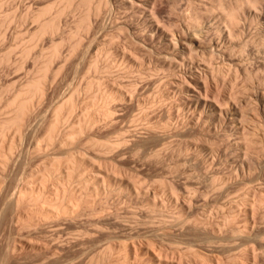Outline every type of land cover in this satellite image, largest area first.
<instances>
[{"label": "rangeland", "instance_id": "obj_1", "mask_svg": "<svg viewBox=\"0 0 264 264\" xmlns=\"http://www.w3.org/2000/svg\"><path fill=\"white\" fill-rule=\"evenodd\" d=\"M125 1L0 0V264H264V0H150L146 11ZM152 22L167 40L152 39ZM173 32L194 46L174 47ZM25 87L27 102L40 87L38 104L15 123ZM79 111L102 122L90 129ZM17 135L23 143L5 163ZM17 187L39 199L14 208ZM67 201L71 214L54 212Z\"/></svg>", "mask_w": 264, "mask_h": 264}, {"label": "bare ground", "instance_id": "obj_2", "mask_svg": "<svg viewBox=\"0 0 264 264\" xmlns=\"http://www.w3.org/2000/svg\"><path fill=\"white\" fill-rule=\"evenodd\" d=\"M127 1H128V2L130 1V3H131V2L133 3V1H138V2L140 3L139 6L143 7L145 11L148 10V7L150 6V5H149L150 0H132V1H131V0H127ZM127 1H125V2H127ZM151 1H152V0H151ZM105 2H106V1H105ZM138 2H136V4L134 3V5H133V4H130V6H131V5L136 6V5L138 4ZM126 5H127V4H126ZM137 6H138V5H137ZM139 6H138V7H139ZM151 6H152V4H151ZM151 6H150V7H151ZM126 7H128V6H126ZM141 7H140V8H141ZM134 9H135V8H134ZM150 9H151V8H149V10H150ZM59 10H60V9H59ZM144 10H143V12H144ZM136 11H137V9H136ZM252 11H253V10H252ZM255 11H257V10L255 9ZM57 12H58V11H57ZM60 12L63 13V11H60ZM131 12H132V11H131ZM131 12H130V13H131ZM137 12H138V11H137ZM253 12H254V11H253ZM62 13H60V14H62ZM251 13H252V12H251ZM147 14H148V13H147ZM149 14H150V13H149ZM56 15H58V13H57ZM90 15H91V16H87V18H88L89 20L92 19V18H91V17H92V14H90ZM95 15H96V14H95ZM108 15H109V13H108ZM111 15H112V14H111ZM134 15H135V13H134ZM141 15H144V14H141ZM145 15H146V14H145ZM153 15L156 16V14H154V13H152V14L149 15V16H150L151 18H154ZM255 15H256V14H255ZM255 15H253V16H255ZM93 16H94V15H93ZM137 16H139V15L137 14ZM137 16H136V17H137ZM110 17L112 18V16H110ZM132 17H133V16H132ZM143 17H144V16H143ZM148 18H149V17H148ZM151 18H150V19H151ZM54 19H55V18H54ZM112 19H113V18H112ZM144 19H146V17H145ZM142 20H143V19H142ZM157 20L159 21V19H157ZM57 21H58V20H57ZM95 21H96V20H95ZM114 21H115V20H114ZM147 21H148V20H147ZM150 22H151V21H150ZM137 23H138V22H137ZM230 23H231V25L236 26V25L238 24V19H237V17H236V16L231 17V18H230ZM90 24H91V23H90ZM90 24H89V25H90ZM144 25H145V24H144ZM51 26H52V25H51ZM51 26H50V27H51ZM90 26H91V25H90ZM146 26H148V25L146 24ZM262 26H263V24H262ZM262 26H261V27H262ZM41 28H42L43 31H44V29L46 28V24H43V25L41 26ZM53 28H54V29H58V26L54 24V25H53ZM234 28H235V27H234ZM146 29H147V28H146ZM262 29H263V28H262ZM47 30H49V28H48ZM141 30H142V29H141ZM183 30H184V29H183ZM202 30H203V29H201V31H202ZM56 31H57V30H56ZM145 31H146V30H145ZM148 31H149V34L152 36V39H153L155 36H158V37H161V38H162V37H165V39H166L167 34L162 30V28H161L158 24H155V23L152 22V24H150V25L148 26ZM167 31H168V30H167ZM186 31H187V30H186ZM186 31H185V34L187 33ZM230 31L233 32L232 30H230ZM230 31H229V32H230ZM199 32H200V31H199ZM204 32H205V31H204ZM263 32H264V30H263ZM140 33H141V32H140ZM140 33H139V35H140ZM142 33H143V32H142ZM142 33H141V34H142ZM173 33H174V32H173ZM197 33H198V32H197V30H196V31L194 32V34H191V36H189V40H190L192 43H195V44L198 43V39L200 38V35H201V34L198 33V35H197ZM228 34H229V33H228ZM231 34H232V33H231ZM262 34H263V33L261 32V35H262ZM174 35H175V33L172 34V36H173V40H174V41L168 40V42L170 41L171 44H172L174 47H179V48L181 47V50H182V48L185 47L184 45L188 44L187 41H189V40H187V41L185 40V37L188 36V35H186V36H185V35H181V36H180L179 38H177L176 40H175L174 38H175V36H177V35H175V36H174ZM233 35H234V34H233ZM148 36H149V35H148ZM153 36H154V37H153ZM203 36H204V35H203ZM143 37H144V35H143ZM146 37H147V35H146L144 38H146ZM231 37H232V36H231ZM203 38H204V37H203ZM206 38H207V37H206ZM171 39H172V38H171ZM222 39H223V37H222ZM148 40H149V39H148ZM157 40H158V39H157ZM161 40H162V39H161ZM166 40H167V39H166ZM201 40H202V38H201ZM233 40H234V39H233ZM262 40H263V39H262ZM162 41H163V40H162ZM225 41H226V40H225ZM156 42H157V41H155V43H156ZM158 42H160V41H158ZM158 42H157L156 44H158ZM168 42L166 41L165 44H168ZM200 42H201V41H200ZM263 42H264V41H263ZM263 42H262V43H263ZM192 43H191V44H192ZM201 43H202V42H201ZM212 43H213V42H212ZM231 43H232V42H231ZM153 44H154V43L152 42V45H153ZM161 44H162V43H161ZM161 44H160V45H161ZM163 44H164V43H163ZM165 44H164V45H165ZM189 44H190V43H189ZM189 44H188V45H189ZM191 44H190V46H191ZM202 44H203V43H202ZM216 44H217V42H216ZM220 44H221V42H220ZM214 45H215V44H214ZM228 45H229V44H228ZM230 45H231V44H230ZM166 46H167V45H166ZM192 46H194V44H192ZM197 46H198V45H197ZM215 46H216V45H215ZM217 46H219V45H217ZM186 47H187V45H186ZM171 48H172V47H171ZM219 48H220V47H219ZM219 48H218V49H219ZM226 48H227V47H226ZM230 48H231V47H230ZM174 49H175V48H174ZM115 50H116V49H115ZM119 50H120V49H119ZM179 50H180V49H179ZM185 50H187V49H185ZM185 50H183V51H185ZM258 50H259V49H258ZM120 51H121V50H120ZM163 51H164V50H163ZM177 51H178V50H177ZM124 52H125V51H124ZM169 52H170V51H169ZM169 52H168V53H169ZM180 52H181V51H180ZM175 53H176V52H175ZM182 53H183V52H182ZM258 53H259V51H258ZM150 54H151V53H150ZM158 54H159V53H158ZM171 54H173V53H171ZM184 54H186V53H184ZM184 54H183V55H184ZM263 54H264V53H263ZM164 55L166 56V53H165ZM176 55H177V54H176ZM176 55H175V56H176ZM180 55H181V53H180ZM183 55H182V56H183ZM167 56H168V54H167ZM170 56H172V55H170ZM179 57H180V56H179ZM126 58H127V57H126ZM133 58H134V57H133ZM165 58H166V57H165ZM171 58H172V59H170V60H171V61H174L175 64H176L178 67L180 66V68H181L182 66H184V65H182V62H183V61H182V62H181V61H178L177 58L174 60V55H173V57H171ZM181 58H183V57H181ZM136 59H137V58H136ZM158 59H159V58H158ZM125 60H126V59H125ZM163 60H165V59H163ZM165 61H167V60H165ZM165 61H164V62H165ZM237 61H238V60H237ZM164 62H163V63H164ZM184 62H185V61H184ZM125 63H126V62H125ZM141 63H142V62H140V63H136V64L140 67V66L142 65ZM170 63H171V62H170ZM129 64H130V63H129ZM236 64H237V63H236ZM240 64H242L241 61H240ZM144 65H145V64H144ZM170 65H171V64H170ZM208 65H209V64H208ZM133 66H134V65H133ZM166 66H167V65H166ZM166 66H165V67H166ZM171 66H172V65H171ZM185 66H186V65H185ZM185 66H184V67H185ZM239 66H240V65H239ZM136 67H137V66H136ZM145 67H146V66H145ZM206 67H207V66H206ZM208 67H209V66H208ZM132 68H133V67H132ZM134 68H135V67H134ZM140 68H141V67H140ZM140 68H139V69H140ZM143 68H144V67H143ZM160 68H161V67H160ZM162 68H163V67H162ZM192 68H194V67H192ZM156 69H157V67H156ZM165 69H167V68H165ZM170 69H171V68H170ZM194 69H195V68H194ZM194 69H190V70H194ZM209 69H210V68H209ZM209 69H208V71H209ZM214 69H216V68H212V67H211V69H210L211 72H210V73L214 72V71H215ZM130 70H131V69H130ZM141 70H142V69H141ZM141 70H140V71H141ZM143 70H144V69H143ZM158 70H159V69H158ZM180 70H181V69H180ZM140 71H139V72H140ZM146 71H147V70H146ZM160 71H162V70L160 69ZM163 71H164V68H163ZM166 71H167V70H166ZM181 71H182V70H181ZM195 71H196V70H195ZM204 71H205V70H204ZM208 71H207V72H208ZM143 72H144V74L146 75V72H145V71H143ZM149 72H150V71H149ZM157 72H158V71H157ZM178 72H179V71H178ZM178 72H177V73H178ZM189 72H190V71H189ZM207 72H206L205 76L203 75L204 73L202 74L204 77L200 74V75L202 76V79H199L200 76H199V78H198L200 81H202V80L204 79V83H203V85H205V86H207V84H209L208 82H209V79H210V75H212V74H209V73H207ZM185 73H186V70H185ZM139 74H142V73H139ZM147 74H148V73H147ZM178 74H179V73H178ZM187 74H188V73H187ZM189 74H190V73H189ZM192 74L194 75V73H192ZM197 74H198V73H197ZM163 75H164V74H163ZM179 75H180V74H179ZM179 75H178V76L176 75V76H177V77H176L177 79H179V78H178ZM181 75H182V73H181ZM181 75H180V76H181ZM183 75H184V74H183ZM183 75H182L181 77H183ZM195 75H196V72H195ZM195 75H194V76H195ZM146 76H147V75H146ZM170 76H171V75H170ZM174 76H175V75H174ZM184 76H186V74H185ZM160 77H161V76H160ZM181 77H180V78H181ZM187 77H188V76H187ZM192 77H193V76H192ZM197 77H198V76H196L195 79H196ZM165 78L167 79V77H165ZM170 78H172V77H170ZM174 78H175V77H174ZM189 78H190V77H189ZM161 79H162V78H161ZM177 79H176V80H177ZM183 79H185V81H184ZM183 79L181 78V81L183 80V82L187 83V82H186V79H187V78H183ZM179 80H180V79H179ZM188 80H189V79H187V81H188ZM196 80H197V79H196ZM92 81H93V80H92ZM160 81H161V80H160ZM164 81H165V80H164ZM171 81H172V80H171ZM171 81H168V82H170V84H171ZM192 81H193V80H192ZM194 81H195V80H194ZM38 82H39V81H38ZM172 82H173V81H172ZM195 82H196V81H195ZM29 83H30V82H29ZM92 83H93V82H92ZM173 83H174V82H173ZM181 83H182V82H181ZM181 83H180V84H181ZM167 84H168V83H167ZM174 84H175V86H176V85L179 84V82H178V84H176V83H174ZM174 84H173V86H174ZM160 85H161V84H160ZM186 85H187V84H186ZM196 85H198V82H196ZM38 86H39V85H38ZM90 86H91V85H90ZM198 86H199V85H198ZM23 87H24V86H23ZM180 87H181V85H180ZM208 87H209V86H208ZM39 88H40V87H39ZM39 88H37L36 90H33V91H36V93H35V94H32V96H31L30 100H28V102H27V100H25V99H26V98H25V94L27 93V92H26V87H25V89H22V90L20 91V93L17 95V97L15 98V100H13L14 102L12 103V105L14 106V108L16 107L15 109H18L17 112L20 110V114H21V115H19L18 113L15 114V117H14V118H13V117L11 118V120H12L13 122L16 123V122H18L20 119H21V120H24L23 118H25V115H27V113H28V112L30 111V109L33 107L34 103H35V102L37 103V101H38L37 99H39ZM167 88H168V87H167ZM176 88H178V86H176ZM199 88H200V87H199ZM27 89H28V88H27ZM41 89H42V88H41ZM162 89H163V88H162ZM173 89H174V88H173ZM179 89H180V88H179ZM209 89H210V88H208L207 90H209ZM42 90H43V89H42ZM44 91H45V90H44ZM44 91H43V92H44ZM170 91H172V90H170ZM173 91H174V90H173ZM178 91H179V90H178ZM180 91H181V90H180ZM257 91H258V90H257ZM28 92H29V91H28ZM40 92H41V91H40ZM255 92H256V91H255ZM259 92H261V91H259ZM259 92H257V95H256L257 98H256V100H257V102H258V105H261L262 107H264V94H262V93L259 94ZM262 92H263V91H262ZM29 93H30V92H29ZM107 94H108V93H107ZM163 94H164V93H163ZM178 94H179V92H178ZM41 95H42V92L40 93V97H41ZM97 95H98V94H97ZM101 95H102V94H101ZM104 95H105V93L103 94V97H104L105 100H111L112 102H113V100L115 101V99H119V98H116V97L113 96V95H111V96H110V95H106V96H104ZM166 95H167V94H166ZM168 95H169V94H168ZM168 95H167V96H168ZM164 96H165V95H164ZM167 96H166V97H167ZM251 96H252V95H251ZM29 97H30V96H29ZM92 97H93V96H92ZM100 97H102V96H100ZM122 97H123V96H122ZM169 97H170V96H169ZM175 97H176V96H175ZM254 97H255V96H254ZM97 98H99V97H97ZM27 99H28V98H27ZM35 99H36V100H35ZM90 99H91V98H90ZM158 99H159V98H158ZM247 99H248V98H247ZM250 99H251V97H250ZM253 99H255V98H253ZM253 99H252V102H254ZM165 100H166V99H165ZM167 100H168V99H167ZM256 100H255V101H256ZM34 101H35V102H34ZM39 101H40V100H39ZM96 101H97V100H96ZM112 102H111V103H112ZM158 102H159V101H158ZM161 102H163V101H161ZM248 102H249V103H248ZM252 102H250V100H247L248 106H251V105H253V104L256 103V102H255V103L251 104ZM96 103H97V102H96ZM101 103H102V102H101ZM106 103H107V102H106ZM156 103H157V102H156ZM199 103H200V102H199ZM24 104H25V105H24ZM26 104H27V105H26ZM37 104H38V103H37ZM37 104H36V105H37ZM74 104H76V103H74ZM74 104H73V105H74ZM93 104H95V103H93ZM103 104H104V103H103ZM103 104H102V105H103ZM64 105H65V104H64ZM104 105H105V110L103 111V112H104V113H103L104 116L107 117V118H108V117H112L111 115L114 114V113L112 112L113 110L111 109L112 107H111V108L109 107V105H110L109 103L104 104ZM236 105H237V104H236ZM34 106H35V105H34ZM85 106H86V105H85ZM204 106L207 107V109L211 107L210 104H209L207 101L204 102ZM204 106H203V107H204ZM253 106H254V105H253ZM261 106H260V107H261ZM10 107H11V106H10ZM58 107H59V106H58ZM58 107H57V110H55V112L59 111L60 108H58ZM69 107H70V106H69ZM77 107H78V106H77ZM77 107H76V108H77ZM82 107L84 108V110H80V109H79V110L83 112V111L86 110V108H85L83 105H82ZM82 107H81V109H83ZM94 107H96V106H94ZM101 107H102V106H101ZM198 107H199V106H198ZM236 107H237V106H236ZM257 107H259V106H257ZM33 108H34V107H33ZM33 108H32V109H33ZM67 108H68V107H67ZM73 108H75V106H74ZM78 108H79V107H78ZM78 108H77V109H78ZM177 108H179V107H177ZM181 108H182V107H181ZM32 109H31V110H32ZM55 109H56V108H55ZM69 109H70V108H69ZM71 109H72V108H71ZM100 109H101V108H100ZM204 109H205V108H204ZM254 109H255V106H254ZM256 109H258V108H256ZM73 110H75V109H73ZM258 110H259V109H258ZM21 111H22V113H21ZM69 111H72V110H69ZM80 111L78 112V114H81V116H80V115L76 116L77 114H75V116L77 117V121L80 122L81 120L84 119L85 122H83V123H86L87 127H88L89 125H92V124L94 125V123H96V122H98L100 119H102V118H98L99 116L96 117V115H94V113H93V114H90L89 112H86V113L84 112V114H82V112L80 113ZM182 111H183V110H182ZM207 111H208V110H207ZM256 111H257V110H256ZM259 111H260V110H259ZM62 112H63V111H62ZM72 112H73V111H72ZM75 112L77 113V110H76ZM226 112H227V111H226ZM226 112H225V114H227V113L229 114V111H228L227 113H226ZM67 113H68V112H67ZM212 113H213V111H212ZM57 114H58V113H57ZM59 115H61V114L59 113ZM220 115H221V114H220ZM229 115H230V114H229ZM55 116H58V115L55 114ZM100 116H101V115H100ZM102 116H103V115H102ZM221 116H222V115H221ZM221 116H219V120H220V117H221ZM223 117H225V116L223 115ZM255 117H256V116H255ZM257 117H258V116H257ZM26 118H27V117H26ZM60 118H61V117H60ZM142 118H143V117H141V119H142ZM232 118H233V117H232ZM232 118H231V119H232ZM234 118H235V117H234ZM234 118H233V120H235ZM55 119H56V118H55ZM146 119H147V118H146ZM236 119H237V118H236ZM60 120H62V119H60ZM65 120H66V119H65ZM84 120H83V121H84ZM144 120H145V119H144ZM144 120H143V121H144ZM223 120H224V119H223ZM225 120H226V119H225ZM225 120H224V121H225ZM227 120L229 121V119H227ZM227 120H226V122H227ZM259 120H260V119H259ZM58 121H59V120H58ZM74 121H75V120H74ZM77 121H76V122H77ZM100 121H101V120H100ZM100 121H99V122H100ZM103 121H104V120H103ZM106 121H107V120H106ZM145 121H146V120H145ZM145 121H144V123H145ZM147 121H148V120H147ZM230 121H232V120H230ZM235 121H237V120H235ZM0 122H3V121H0ZM6 122H8V121H6ZM20 122H21V121H20ZM76 122H75L74 125H76ZM99 122H98V123H99ZM101 122H102V121H101ZM219 122H220V121H219ZM254 122H255V120H254ZM256 122L259 123V121H256ZM8 123H9V122H8ZM22 123H23V122H22ZM25 123H26V122H25ZM25 123H23V125H24ZM57 123H58V122H57ZM151 123H153V122H151ZM151 123H150V120H149V122H147V124H149V126H152V125H153V124H151ZM221 123H222V121H221ZM223 123H224V122H223ZM236 123H237V122H236ZM10 124H12V123L10 122ZM53 124H54V123H53ZM78 124H79V123H77V125H78ZM147 124H146L145 126H147ZM227 124H228V123H227ZM254 124H255V123H254ZM19 125H20V124H19ZM23 125L19 126V130H20V131H18V132L21 133V131L23 130V129H22V126H23ZM157 125H158V124H157ZM223 125H224V124H223ZM233 125H234V124H233ZM238 125H240V124H238ZM258 125H259V124H258ZM258 125L256 124V127H254V128H257ZM16 126H18V125H16ZM81 126H83V125H81ZM154 126H155V123H154ZM79 127H80V126H79ZM79 127H78V128H79ZM83 127H84V126H83ZM87 127H86V128H87ZM90 127H91V126H90ZM90 127H88V128H90ZM152 127H153V126H152ZM220 127H221V126H220ZM228 127H229V126H228ZM16 128H17V127H16ZM52 128H53V127H52ZM56 128H57V130L61 129V128H58V127H56ZM56 128H55V129H56ZM81 128H82V127H81ZM156 128H158V127H156ZM156 128H155V129H156ZM225 128H226V127H225ZM76 129H77V128H76ZM90 129H91V128H90ZM152 129H153V128H152ZM155 129H153V130H155ZM234 129H235V128H234ZM240 129H241V128H240ZM242 129H243V127H242ZM57 130H55V131L58 132ZM74 130H75V129H74ZM245 130H246V128H245ZM253 130H256V129H253ZM72 131H73V130H72ZM80 131H81V129L79 128L78 130H75V132H73V133L71 132L72 134H70V133H68V132H67V133H64V132H63V133H64V134H63V133H62V130H61L60 132H61L62 134L59 135V141H58V140H57V141H58V143L60 142L61 144H62V143H67V141L70 139V137L75 136V134H77V133L79 134ZM233 131H234V130H233ZM239 131H240V130H239ZM243 131H244V130H243ZM7 132H8V131H7ZM7 132H6V133H7ZM50 132H51V131H50ZM82 132H84V131L82 130ZM6 133H5V134H6ZM16 133H17V132H16ZM16 133H15V134H16ZM22 133H24V132L22 131ZM57 134H58V133H57ZM81 134H83V133H81ZM49 135H50V134H49ZM3 136H4V135H3ZM5 136H7V135H5ZM17 136H18V135H17ZM22 136H23V134H22ZM165 136H166V135H164V136H162V137L165 138ZM50 137H51V136H50ZM5 138H7V137H5ZM14 138H16V137H14ZM21 138H22L21 135H19L18 138H17L16 140L10 141V142H12L11 145L8 144V145H9L8 150H7L8 153H7V154L5 153L6 155L3 153V154L6 156V157H5L6 159L4 158V159H5V163H8V162L10 163V160H12V159H10V158L13 157V156H12L13 150L18 149V148H16V147H19V145H21L20 143H23V142H21V141H23ZM54 138H55V137H54ZM54 138H53V139H54ZM2 139H3V138H2ZM51 139H52V138H51ZM51 139H50V140H51ZM56 139H58V138H56ZM56 139H54V140H56ZM6 140H8V138H7ZM52 141H53V140H52ZM71 141H73V139H72ZM8 143H9V142H8ZM60 143H59V144H60ZM238 143H239V142H238ZM113 144H115V143H113ZM104 145H105V144H104ZM109 145H110V144H109ZM236 146H237V145H236ZM104 147H105V146H104ZM114 147H115V146H114ZM15 148H16V149H15ZM234 148H235V147H234ZM4 149H5V148H4ZM108 149H109V148H108ZM241 150H242V149H241ZM16 151H17V150H16ZM244 151H245V150H244ZM159 152H160V151H159ZM159 152H156V153H158V155H159ZM235 152H236V151H235ZM15 153H16V152H15ZM244 154H245V153H244ZM248 154H250V153H248ZM248 154H247V155H248ZM14 155H15V154H14ZM238 155H239V154H238ZM245 155H246V154H245ZM245 155H244V156H245ZM1 156H2V155H1ZM156 156H157V155H156ZM244 156H243V157H244ZM248 156H249V155H248ZM161 157H162V156H161ZM243 157H239V159H240V158H243ZM245 157H246V159H248L247 156H245ZM80 158H81V157H80ZM236 158H237V156H236ZM13 159H14V157H13ZM73 159H74V158H73ZM81 159H82V158H81ZM84 159H85V158H84ZM233 159H234V158H233ZM71 160H72V159H71ZM75 160H76V158H75ZM75 160H74V161H75ZM85 160H86V159H85ZM236 160H237V159H236ZM68 161H69V160H68ZM68 161H67V162H68ZM232 161H233V160H232ZM70 162H71V161H70ZM80 162H81V161H80ZM240 162H242L244 165L249 166L250 163H251L252 161L250 162V161H248V160H243V159H242V161H240ZM3 163H4V162H3ZM3 163H1V164H3ZM75 163H76V162H75ZM84 163H85V162H84ZM231 163H232V162H231ZM235 163H236V162H235ZM235 163H234V164H235ZM73 164H74V163H73ZM76 164H77V163H76ZM76 164H74V165L76 166ZM239 164H240V163H239ZM58 165H59V164H58ZM58 165H57V166H58ZM63 165H64V164H63ZM69 165H71V164H69ZM8 166H9V165H8ZM66 166H67V165H66ZM252 166H254L253 162H252ZM1 167H2V166H1ZM53 167H54V166H53ZM61 167H63V166H61ZM250 167H251V166H249V168H250ZM65 168H68V167H64V169H65ZM70 168H71V167H70ZM70 168H68V169H70ZM81 168H82V167H81ZM243 168H245V167H243ZM3 169H5V168H3ZM64 169H63V170H64ZM77 169H78V168H77ZM100 169H101V168H100ZM6 170H7V168H6ZM49 170H50V169H49ZM49 170H48V171H49ZM60 170H61V169H60ZM60 170H59V171H60ZM75 170H76V167L73 166L72 171H75ZM59 171H58V172H59ZM65 171L68 172V173L66 174V177H65V178H67V181H72V179L75 178V177H73V178L71 179V177L73 176V172L71 171V169H70L71 172H69V171H67V170H65ZM78 171H79V170H78ZM58 172H57V173H58ZM66 172H64V174H65ZM8 173H9V172H8ZM48 173H49V172H48ZM107 173H108V172H107ZM50 174H51V173H50ZM54 174H55V172H54ZM60 174H62V173L60 172L58 175H60ZM98 174H100V173H98ZM52 175H53V172H52ZM77 175H78V174H77ZM79 175H80V174H79ZM96 175H97V174H96ZM100 175H101V174H100ZM109 175H110V174H109ZM112 175H113V174H112ZM117 175H118V174H117ZM117 175L115 174L114 179L117 178ZM45 176H46V175L44 174V177H45ZM55 176L57 177V174H55ZM55 176H54V177H55ZM60 176H61V175H60ZM80 176H81V175H80ZM80 176H79V178H80ZM97 176H98V175H97ZM97 176H96V177H97ZM113 176H114V175H113ZM47 177H48V176H47ZM47 177H46V178H47ZM54 177H53V179H54ZM63 177H64V176H63ZM77 177H78V176H77ZM110 177H111V176H110ZM118 177H119V176H118ZM84 178H85V177H84ZM50 179H51V178H50ZM57 179H59V178H57ZM70 179H71V180H70ZM122 179H123V178H122ZM38 180H39V179H36V181H38ZM83 180H84V179H83ZM83 180H82L81 182H83ZM90 180H91V179H90ZM21 181H22V180H21ZM21 181H20V182H21ZM41 181L43 182V180H41ZM62 181H64V179H63ZM74 181H75V180H74ZM84 181H85V184H86V185H87V184H88V185L90 184L88 180L85 179ZM109 181H110V180H109ZM60 182H61V181H60ZM65 182H66V181H65ZM115 182H116V181H115ZM33 183H34V181H33ZM43 183H44V182H43ZM54 183H55V182H54ZM68 183H69V182H68ZM98 183H99V182H98ZM21 184H22V183H21ZM28 184H30V183H27V185H28ZM31 184H32V183H31ZM31 184H30V185H31ZM66 184H67V183H66ZM69 184H70V183H69ZM25 185H26V184H25ZM30 185H29V186H30ZM32 185H33V184H32ZM32 185H31V186H32ZM56 185H57V184H56ZM95 185H96V184H95ZM18 186H19V184H18ZM42 186H43V185H42ZM61 186H63V185L61 184ZM64 186H65V185H64ZM72 186H73V184H72ZM72 186H71V187H72ZM83 187H84V186H83ZM89 187H90V186H88V188H89ZM93 187H94V184H93ZM103 187H104V186H103ZM17 188H18V187H17ZM62 188H63V187H62ZM109 188H110V187H109ZM43 189H44V188H43ZM43 189H41V190H43ZM60 189H61V188H60ZM89 189H90V188H89ZM106 189H107V188H106ZM106 189H105V190H106ZM18 190H19V192L16 193L17 196H15V194H14L15 192H14L12 198H10V199H11L10 203H11V204L13 203L12 206L15 205V206L17 207V206L22 205V204L24 203V202H22V201L24 200V198H25L27 195H31L32 198L35 197L36 199H39V191H37V189L35 190L34 187H33V188L23 187V188H20V189L18 188ZM18 190H17V191H18ZM97 190H98V189H97ZM17 191H16V192H17ZM57 191H59V190H57ZM68 191H69V190H68ZM72 191H73V189H72ZM98 191H100V190H98ZM41 192H42V191H41ZM62 192H63V191H62ZM73 192H74V191H73ZM105 192H106V191H105ZM57 193H58V192H57ZM67 193H68V192H67ZM71 194H72V193H71ZM104 194H105V193H104ZM44 197H45V196H44ZM42 198H43V197H42ZM55 198H56V197H55ZM60 198H61V196H60ZM66 198H67V197H66ZM90 198H91V197H90ZM30 199H31V198H30ZM30 199H29V200H30ZM34 201H35V200H34ZM60 201H61V200H60ZM68 201H69V200H68ZM68 201H67V202H68ZM58 202H59V201H58ZM38 203H39V202H38ZM59 204H60V203H59ZM70 204H71V203H70ZM49 205H50V204H49ZM15 206H14V208H16ZM37 206H38V205H37ZM58 206H59V205H58ZM73 206H74V205H73ZM31 207H32V206H31ZM50 207H51V206H50ZM50 207H49V209H50ZM19 208H21V207H19ZM40 208H41V207H40ZM44 208H45V207H44ZM51 208H53V207H51ZM36 209L39 211V207L36 208ZM45 209H46V208H45ZM47 209H48V207H47ZM53 210H54V209H53ZM55 210H56V209H55ZM19 211H20V210H19ZM40 211H41V210H40ZM43 211H44V209H43ZM43 211H41V212H43ZM60 211H61V212H58V210H57V211H54V212L58 213L59 215H60V214H62V215L65 214V217H66V214H69V213L71 214V213H72V208L69 206V202H68V205L65 204V202H64V204H62L61 207H60ZM21 213H22V212H21ZM44 213H45V212H44ZM51 213H52V211H47V214H48V215H52ZM56 213H55V214H56ZM73 213H74V212H73ZM45 214H46V213H45ZM21 215H22V214H21ZM32 216H33V215H32ZM45 216H46V215H45ZM54 216H56V215H54ZM38 217H39V216H38ZM50 217H52V216H50ZM59 218H60V217H59ZM31 219H32V218H31ZM37 219H38V218H37ZM202 219H204V218H202ZM32 222H33V220H32ZM34 222H35V221H34ZM36 222H38V221H36ZM36 222H35V223H36ZM195 222H196V221H195ZM38 223H39V222H38ZM203 223H204V222H203ZM33 224H34V223H33ZM61 235H62V234H61ZM59 236H60V235H59ZM57 237H58V236H57ZM60 237H61V236H60ZM61 238H62V237H61ZM58 248H59V247H58ZM56 249H57V248H56ZM57 251H59V250H57ZM57 253H58V252H57ZM60 253H61V252H60ZM86 254H87V252H86ZM83 257H84V256H83ZM59 259H60V258H59ZM77 260H78V259H77ZM94 260H95V259H94ZM58 261H59V260H58ZM75 261H76V260H75ZM76 262H77V261H76ZM72 263H73V261H72ZM68 264H69V263H68Z\"/></svg>", "mask_w": 264, "mask_h": 264}]
</instances>
